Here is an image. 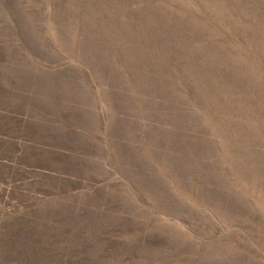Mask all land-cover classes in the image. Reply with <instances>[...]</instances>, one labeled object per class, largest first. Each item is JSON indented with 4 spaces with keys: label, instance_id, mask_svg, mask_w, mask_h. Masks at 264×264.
I'll return each instance as SVG.
<instances>
[{
    "label": "rangeland",
    "instance_id": "374dc122",
    "mask_svg": "<svg viewBox=\"0 0 264 264\" xmlns=\"http://www.w3.org/2000/svg\"><path fill=\"white\" fill-rule=\"evenodd\" d=\"M0 264H264V0H0Z\"/></svg>",
    "mask_w": 264,
    "mask_h": 264
}]
</instances>
